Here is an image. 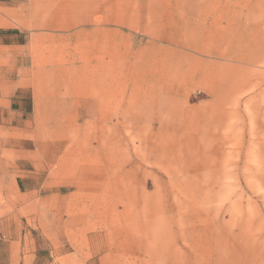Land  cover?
Masks as SVG:
<instances>
[{
  "label": "rangeland",
  "instance_id": "1",
  "mask_svg": "<svg viewBox=\"0 0 264 264\" xmlns=\"http://www.w3.org/2000/svg\"><path fill=\"white\" fill-rule=\"evenodd\" d=\"M6 35L0 264H264V0H0ZM76 131L105 181L63 201Z\"/></svg>",
  "mask_w": 264,
  "mask_h": 264
},
{
  "label": "bare ground",
  "instance_id": "2",
  "mask_svg": "<svg viewBox=\"0 0 264 264\" xmlns=\"http://www.w3.org/2000/svg\"><path fill=\"white\" fill-rule=\"evenodd\" d=\"M95 81L96 83L98 82L97 80ZM103 101L104 100L101 97V102L104 103ZM52 134H54L55 136L57 135L56 132H53ZM64 134H66V136L70 138V145L67 146L66 149L63 151V153L60 155V157L57 158L55 175L58 176L60 175V177L64 179L63 180L64 185L61 186L60 189H58L59 191L63 189L74 188L75 192L74 195L66 194L56 197L65 201L66 199H70V196L76 195L78 197L80 194L84 192H89V193L100 192L99 187L102 183H104L105 177L104 175H100V177L98 178V175H95L93 171L90 169L91 168L90 165L87 166L90 161L89 156L90 155L92 156V154L96 152V149L93 148L92 146H89L88 148H86L88 154H84L82 150H80L82 149L81 146L79 144H75V143H82L84 141L85 143L87 142L88 144H92V142L87 141V139L85 140V136H83L82 133L79 131H76L75 136L68 133H64ZM59 136H61V134H59ZM75 145H78L79 151L76 152L73 156L67 157V155L71 154L70 150ZM134 168L137 169L136 165ZM116 173H119L120 175ZM116 173L115 174L117 176H120L119 178H122L124 176L120 172H116ZM131 177H132L131 174L127 175L126 180H129V178ZM89 193H85V194H89ZM55 206L57 207V210L53 219V224L56 226V229H58L59 236L60 237L66 236L68 238H73L75 236L73 232V228L84 222L85 219L77 214L69 216L67 217V219H64L63 210L67 211L69 207L65 208L64 205H59L58 203H56ZM87 223L89 224L88 221Z\"/></svg>",
  "mask_w": 264,
  "mask_h": 264
},
{
  "label": "crops",
  "instance_id": "3",
  "mask_svg": "<svg viewBox=\"0 0 264 264\" xmlns=\"http://www.w3.org/2000/svg\"><path fill=\"white\" fill-rule=\"evenodd\" d=\"M9 37H11V36H8V35H6V36H0V42H2V41H4L5 39H7V38H9ZM95 41H96V36H95ZM108 41L109 42H107L106 41V43L105 44H107L106 45V47H105V49L102 51L104 54H105V63H106V65L108 64V65H110V67H111V65H113V67H114V69H113V67H112V70L110 71L111 72V77L112 78H114L116 75H117V73H118V70H119V66H121L120 68H122V64H123V58H124V56H126L125 55V52H124V54H123V51H120V54H117L116 56H117V58L116 59H114V45H112V40H110V38H108ZM110 43V44H109ZM7 46H11V48L14 50V52H13V55H15L13 58H14V60L16 61V62H18V64H19V67H18V69H20V70H24V69H26L27 68V60H28V57H26V56H24V55H22V54H20V48H19V45H17V44H6ZM116 48V47H115ZM127 53V52H126ZM108 56V57H107ZM15 69V68H14ZM13 69V70H14ZM115 84H117V83H115ZM120 85V84H119ZM112 86H113V84H112ZM120 87H121V95L120 96H118L117 94H112V92H113V90L111 91V94L112 95H108L107 96V98H110V100L109 101H111V102H115V101H117V99H119L121 102H122V99H123V84H121L120 85ZM53 101V100H52ZM96 102H97V105H98V103L100 102L99 100H97V101H95L94 102V110H95V106H96ZM122 108H121V110H120V114H121V116L122 117H126V115H125V110L127 111V109H128V107H124L123 105L121 106ZM126 108V109H125ZM93 110V111H94ZM93 111L91 112V114L90 115H92L93 114ZM79 115V113L77 112L76 114H74V117L75 116H78ZM93 116V115H92ZM94 117V116H93ZM39 148V147H38ZM56 210H57V208H56ZM53 227H55L56 228V226L53 224ZM56 231H57V236H59V234H58V229H56ZM59 238H60V236H59Z\"/></svg>",
  "mask_w": 264,
  "mask_h": 264
}]
</instances>
